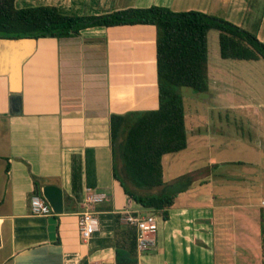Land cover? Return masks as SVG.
Segmentation results:
<instances>
[{
    "label": "crops",
    "instance_id": "1",
    "mask_svg": "<svg viewBox=\"0 0 264 264\" xmlns=\"http://www.w3.org/2000/svg\"><path fill=\"white\" fill-rule=\"evenodd\" d=\"M252 2L16 0V7L51 5L67 16H98L154 5L175 12L199 11L249 31L246 27L256 25L252 31L264 42V15L254 22L249 16ZM156 39L152 25L94 27L70 38L0 39V264H116L114 245L119 235L114 216L125 212L151 214L128 198L113 177L110 116L159 107ZM101 51L103 67L99 70L96 66L102 65L98 60ZM260 79V74L255 75L256 81ZM247 83L239 84L234 92ZM258 91L264 92L263 86H258ZM230 108L236 111L235 106ZM238 110L254 114L253 135L241 137L264 151V121L245 106ZM186 129L188 146L184 151L190 146L189 133L195 137L187 114ZM87 149L94 150L93 189L105 194L106 200L94 206L99 230L85 240L79 229V214L88 187ZM74 157L81 168L78 196L73 190ZM167 157L162 160L163 170ZM228 164L254 166L251 182L225 171L224 203L220 195L206 191L213 180L206 177L200 183L195 181L176 197L169 218L158 221V245L137 253L138 264H217L218 242L225 245L222 264H237L235 247L227 246V242L241 246L237 255L247 264L245 250L253 247L256 238L249 215H259L260 226L264 225V165L260 160L225 161V166ZM257 192L263 197L260 210H251L252 200L246 198L255 199ZM36 193L51 207L50 216L32 214L30 201ZM233 224L236 230L231 231ZM260 236V263L264 264L262 227Z\"/></svg>",
    "mask_w": 264,
    "mask_h": 264
},
{
    "label": "trees",
    "instance_id": "2",
    "mask_svg": "<svg viewBox=\"0 0 264 264\" xmlns=\"http://www.w3.org/2000/svg\"><path fill=\"white\" fill-rule=\"evenodd\" d=\"M130 25L156 28L159 107L110 116L113 177L128 198L167 220L176 197L195 182L194 174L187 173L173 181L178 190L168 189L162 160L188 146L185 102L179 88L189 87L200 93L209 90V32L219 31L220 56L224 60H264V42L254 32L199 11L175 12L154 5L98 16H67L51 5L19 9L16 0H0V39L70 38L88 28ZM95 172L94 150L87 149L86 185L92 189L96 186ZM81 186V168L74 157L76 196ZM155 188L163 191L140 193ZM123 217L124 214L114 216L119 235L114 245L116 264H138L136 229L122 223Z\"/></svg>",
    "mask_w": 264,
    "mask_h": 264
},
{
    "label": "rangeland",
    "instance_id": "3",
    "mask_svg": "<svg viewBox=\"0 0 264 264\" xmlns=\"http://www.w3.org/2000/svg\"><path fill=\"white\" fill-rule=\"evenodd\" d=\"M264 1V0H263ZM252 12L249 16L257 23L262 15H264V3L259 0H253ZM256 15V17L254 16ZM249 18V17H248ZM247 18V20H248ZM248 22V21H247ZM254 26H248L250 32ZM249 31V30H247ZM219 31L212 30L208 34V51H209V90L205 93L194 91L189 87L179 88V93L183 96L185 102V110L187 114V121L190 128L193 129L195 137L191 132L189 133L190 146L188 150L169 154L165 158L164 175L165 181L169 182L168 189L178 190L179 186L173 181L184 174L193 173L196 183H200L201 179L208 177L213 180V185L206 188V191L212 192L214 196H221L222 201L225 203V171L231 175H238L244 180L248 181L252 178V170L254 166H233L228 164L225 166V161H243L253 163L257 160L261 161L264 165V151L261 152L256 146L244 140L250 137L248 133H254L252 129L254 114L252 113H239L238 107L245 106L249 112L254 111L258 115L256 117L262 118L264 121V92L258 91L259 88L264 90V60L257 63L255 61H240V60H224L220 56L219 44ZM98 60L102 62L101 67L96 66L99 70L103 67L102 51L99 53ZM90 66H87V68ZM91 68V67H90ZM260 74L262 79L255 80V75ZM248 82L245 87L237 90L239 84ZM256 82H255V81ZM256 84H258L256 86ZM244 85V84H243ZM231 90H233L231 92ZM232 110L230 107H234ZM237 106V107H236ZM234 109V108H233ZM202 134L197 136V133ZM203 134L205 136H203ZM240 137L242 139H240ZM239 138V139H238ZM235 141V142H234ZM264 146V140H263ZM218 165V166H216ZM226 169V170H225ZM194 171V172H193ZM254 174V173H253ZM243 189H246L245 187ZM163 188H155L151 190H142L140 193H160ZM168 192V191H167ZM258 194V192H257ZM219 196V197H220ZM254 196V195H253ZM252 200L251 210H260L261 196L255 195ZM248 205V203H245ZM148 211V210H146ZM220 214V211H218ZM150 213V212H148ZM155 215L158 221H162L161 217ZM217 213V218L219 216ZM223 220L225 219V212H223ZM251 225L253 228V247L245 250L247 264H261L260 253L263 252L262 242H260V216L254 213L249 215ZM236 222V221H235ZM238 222V220H237ZM232 224V223H231ZM231 224L229 226H231ZM236 230L234 224L231 228ZM256 243V244H255ZM235 247L234 254L238 257L234 260L237 264L243 262L242 256L237 255L240 253L238 249L241 246L233 242H227V246ZM261 245V246H260ZM224 249L222 252L219 248ZM261 248V249H260ZM217 264L223 263L222 256H225V245H220L218 242L217 249L215 250Z\"/></svg>",
    "mask_w": 264,
    "mask_h": 264
},
{
    "label": "built area",
    "instance_id": "4",
    "mask_svg": "<svg viewBox=\"0 0 264 264\" xmlns=\"http://www.w3.org/2000/svg\"><path fill=\"white\" fill-rule=\"evenodd\" d=\"M106 196L98 193L94 189L87 187L83 199V211L79 214V229L82 237L87 240L99 230V220L94 206L103 203ZM33 215L50 216L51 207L38 193L34 194L30 201ZM122 223L135 227L136 229V249L141 254L145 251L155 249L158 245V219L153 214L141 215L125 212ZM2 244L0 237V246Z\"/></svg>",
    "mask_w": 264,
    "mask_h": 264
}]
</instances>
